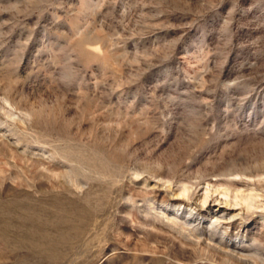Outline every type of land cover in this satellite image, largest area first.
Listing matches in <instances>:
<instances>
[{
	"label": "rangeland",
	"instance_id": "obj_1",
	"mask_svg": "<svg viewBox=\"0 0 264 264\" xmlns=\"http://www.w3.org/2000/svg\"><path fill=\"white\" fill-rule=\"evenodd\" d=\"M0 264H264V0H0Z\"/></svg>",
	"mask_w": 264,
	"mask_h": 264
}]
</instances>
